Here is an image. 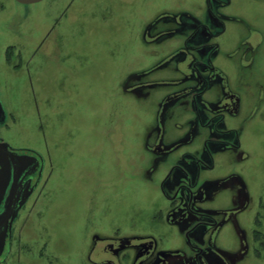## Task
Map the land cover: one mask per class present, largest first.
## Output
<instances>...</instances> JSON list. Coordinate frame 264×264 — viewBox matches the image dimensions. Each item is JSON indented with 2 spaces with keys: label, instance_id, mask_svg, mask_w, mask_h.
Segmentation results:
<instances>
[{
  "label": "rangeland",
  "instance_id": "obj_1",
  "mask_svg": "<svg viewBox=\"0 0 264 264\" xmlns=\"http://www.w3.org/2000/svg\"><path fill=\"white\" fill-rule=\"evenodd\" d=\"M219 8L214 146L164 98L190 82L206 0H0V136L43 160L0 264H186L195 212L205 264H264V0ZM202 143L211 166L171 198L169 168Z\"/></svg>",
  "mask_w": 264,
  "mask_h": 264
},
{
  "label": "flooded vegetation",
  "instance_id": "obj_2",
  "mask_svg": "<svg viewBox=\"0 0 264 264\" xmlns=\"http://www.w3.org/2000/svg\"><path fill=\"white\" fill-rule=\"evenodd\" d=\"M20 2L24 5L30 2ZM230 3V0H206V14L204 15V21L193 24V28L189 37L185 40L186 50L190 54V82L186 85L183 91H173L172 94H167L164 98L171 97V103H177L179 107L189 108L192 112L193 119H191V134L200 132L198 128H206L211 125L213 131L217 135H220L218 139L206 136L204 139L206 142L213 143H225L226 131L220 128L222 125V113L217 110L209 111L208 108L203 106L202 97L204 93L208 91L209 81H212L219 75L218 69L213 64V58L218 53L217 42H211L210 39L223 32L225 29L224 20L227 18L225 14L220 11V6H224ZM216 8V11L214 8ZM200 20V19H199ZM200 42H194L197 39ZM196 53V56L193 54ZM201 54V55H199ZM187 59V53L186 57ZM173 93L177 94V100ZM187 95H190V97ZM183 96L184 99H180ZM225 97L223 95L222 99ZM189 102V104H188ZM222 103V100H221ZM166 108V107H165ZM162 113L163 109L161 108ZM1 119V118H0ZM3 120H0V123ZM196 129V130H195ZM199 130V131H198ZM218 132V133H217ZM4 140L0 136V142ZM9 150H17L16 156L10 155L9 152L0 148V256L6 253L11 246L13 237V223L17 216L19 205L22 201L26 200L32 192L33 186L37 177L40 175L42 169V158L32 149L24 147H14L7 142ZM191 150H185V155L180 157L179 161L173 164L164 177V184L169 188H174L171 198L176 199L179 194L181 195L182 189L187 190L188 198L193 197L195 185H198L199 174L203 168L208 167V158L211 156L207 146L201 145V148L195 152ZM183 153V154H184ZM189 155V157H187ZM186 156V157H185ZM175 194V195H174ZM187 198V199H188ZM11 206L14 210L11 214L9 211ZM196 220L185 231L186 242L193 250L191 261H187L186 264H205L204 258L207 257L208 251L206 245H200L199 242H195L191 239V235L198 232L199 228H205L207 226V214L202 212H195ZM170 264H176L169 262Z\"/></svg>",
  "mask_w": 264,
  "mask_h": 264
},
{
  "label": "water",
  "instance_id": "obj_3",
  "mask_svg": "<svg viewBox=\"0 0 264 264\" xmlns=\"http://www.w3.org/2000/svg\"><path fill=\"white\" fill-rule=\"evenodd\" d=\"M18 1H21V2H35V1H38V0H18ZM0 148L2 150H5V151L9 152L10 155L16 156V151L17 150H13V151L12 150H9L8 145H7V143L4 140H2V142H0ZM13 210H14V207L11 206V209L9 211V214H11L13 212Z\"/></svg>",
  "mask_w": 264,
  "mask_h": 264
},
{
  "label": "trees",
  "instance_id": "obj_4",
  "mask_svg": "<svg viewBox=\"0 0 264 264\" xmlns=\"http://www.w3.org/2000/svg\"><path fill=\"white\" fill-rule=\"evenodd\" d=\"M231 132L234 133L235 131H231ZM210 143H211L212 145L216 146L215 143H212V142H210ZM210 155H211V154H210ZM210 160H211V156L208 158V163H207V164H208V167L211 166V165L209 164V161H210ZM208 167H207V168H208Z\"/></svg>",
  "mask_w": 264,
  "mask_h": 264
}]
</instances>
